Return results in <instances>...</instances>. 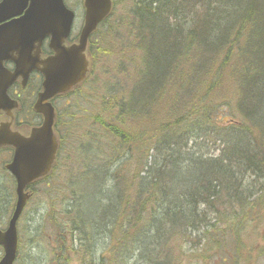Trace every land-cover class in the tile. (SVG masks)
<instances>
[{"label":"trees","instance_id":"obj_1","mask_svg":"<svg viewBox=\"0 0 264 264\" xmlns=\"http://www.w3.org/2000/svg\"><path fill=\"white\" fill-rule=\"evenodd\" d=\"M179 1L132 0L136 15L129 23L151 45L148 65L165 73L145 75L144 88H133L140 94L114 105L138 120L146 101L148 138L165 157L144 160L131 173L125 172L128 163H120L118 174L105 175L93 196L103 219L95 218L93 229L85 217L75 222L88 239L112 237V252L123 244L129 258L138 252L135 264H182L174 247L221 241L231 227L263 220L264 0H203L193 27L184 24L180 10L187 5ZM188 55L194 71L179 72ZM234 57L242 63L238 71L229 67L220 74ZM168 86L174 92L167 107L153 116ZM122 132L141 141L139 131ZM194 132L202 133L191 141Z\"/></svg>","mask_w":264,"mask_h":264},{"label":"rangeland","instance_id":"obj_2","mask_svg":"<svg viewBox=\"0 0 264 264\" xmlns=\"http://www.w3.org/2000/svg\"><path fill=\"white\" fill-rule=\"evenodd\" d=\"M65 1L77 14L74 23V33H78L82 27L81 24L84 15L82 0ZM114 1L116 2L115 14L105 23V28L101 30L102 33H97L93 39L97 46L105 49L110 48V50L106 54L103 49L98 48L94 57V72L91 79L82 89L75 91L73 95L57 100L56 102L63 115L61 117V124L63 125L61 130L63 148L59 154V165L56 168L55 175L46 182V185L43 186L41 184L38 186V192L31 202H29L20 219L18 225L19 261L16 264H58L57 256H60L62 252L68 255L64 256L65 260L60 259L59 264H84L81 258L71 252V248L67 247L61 250L57 247L56 224L59 220L66 227L65 230L69 234L71 232V227L63 223L65 222L63 219L65 215L63 211L72 206L75 213L80 209L81 202L84 204L82 197L80 202L79 196L71 191V189L73 190L75 188L71 183L74 182L76 184L77 194L83 192L87 196L83 212L86 214L87 220L92 222L97 218L95 221L99 222V219H103L105 214L97 211V206L93 201V196L96 193V186L99 181L98 175H87L84 173H96L103 177L106 174H109V177L112 174H117L118 172L114 169L110 172L108 166L114 164L115 156L113 151L116 152L122 146L119 145L118 140L114 137L111 127H118L120 130L122 129L123 131L132 133L142 124L141 121H138L127 127L124 124L119 125L114 123L108 129L96 123L95 119V116H98L100 112L106 113L105 109L108 103L107 100L110 98V93L119 94L121 91L119 90L120 84L128 91L126 94L128 95L133 84L141 80V75L155 74V72H152L154 66L147 64L152 57V55L147 54V49L151 45L140 46L138 51L135 48L137 37L135 39V35L132 33L131 23H129L135 21L134 14L131 11L132 1ZM117 44H121L122 48H120L121 46H116ZM235 59H233L231 65L228 63L229 61L226 62L219 73L225 75L229 67H232V70L237 72L240 66L236 67L237 63ZM216 61L218 63L220 58H217ZM218 68L217 65L213 69L217 71ZM136 71L139 74L138 76L135 75ZM225 85L226 93L232 86V82L226 83ZM173 92V89H167L165 91L159 107H162L167 101V95ZM87 114H92L93 117L88 118L85 122L84 119ZM201 133L194 132L190 134L191 141H193L194 136L197 138L198 134ZM86 141V146H83V143ZM135 144L133 143L132 156L127 159V162H129L125 170L127 173L134 172V170L139 168L140 162L137 159L140 157L149 156L145 159L144 163L150 161L151 157L153 159L156 157V160L160 159V161L165 157L159 154L161 146L156 142H154L155 147L153 152L149 151V145L145 142H137ZM261 194L264 195V190ZM14 203L15 193L13 181L7 175L6 181L3 184V191L0 192V225L6 226ZM70 203L72 204L68 207ZM231 229L226 233L225 240H227V243L212 255H210L209 250L211 247L216 246L213 241L208 245H203L198 248L194 245H186L180 252L173 248L172 253L176 257H179L181 252H185L190 256L192 254L206 257L209 255L210 257L215 256L212 260H205L204 263L193 262L192 264H219L220 262L218 261L226 256L230 262L229 264H232L233 258L229 251H234L237 233L235 227H231ZM104 244V240L99 244L98 253L106 247ZM130 254L125 253L123 250L118 253L117 258H121L124 264H135L136 258H129ZM112 255L114 254H109L105 257L111 259L110 264H116L114 261L115 257ZM1 256L2 251L0 250V258ZM84 258L93 259L88 254H85ZM183 264H186V261Z\"/></svg>","mask_w":264,"mask_h":264},{"label":"water","instance_id":"obj_3","mask_svg":"<svg viewBox=\"0 0 264 264\" xmlns=\"http://www.w3.org/2000/svg\"><path fill=\"white\" fill-rule=\"evenodd\" d=\"M8 1L7 4H5L7 0L0 4H5L4 8H0V12L8 9L10 0ZM16 1L22 10L28 0ZM32 4L31 15L26 22L30 23L31 19L32 38L36 40L37 37L41 39L46 35L51 36L53 38L51 46L56 49V54L51 61L44 62V67L39 68L45 73L46 79L36 110L44 115V125L39 132H35V139L19 138L13 142L17 154L16 162L11 169L18 179V203L9 229L6 232L0 231V244L5 248V255L0 264H13L16 257V222L28 199V194L24 192L25 186L35 178L48 173L55 161L59 142L53 126L56 118L55 109L49 99L74 88L86 77L90 70V62L86 58L89 37L96 30L98 23L111 14L113 8L111 0H84L86 16L80 41L67 46L65 41L75 16L73 11L66 7L63 0H33ZM32 56H35L33 57L35 60L36 53ZM33 68H38L36 63L31 69ZM25 158H30V165L25 164Z\"/></svg>","mask_w":264,"mask_h":264},{"label":"flooded vegetation","instance_id":"obj_4","mask_svg":"<svg viewBox=\"0 0 264 264\" xmlns=\"http://www.w3.org/2000/svg\"><path fill=\"white\" fill-rule=\"evenodd\" d=\"M9 68H13V64L7 63ZM41 89V79L38 74H33L23 86L20 79H18L8 89L9 96L17 102V105L13 107H7L4 110H0V125L2 123H9L10 128L13 131H21V133L28 134L29 128L34 124H41L42 118L39 114L33 113V98L37 97L39 90ZM28 132V133H26ZM14 149L10 146H4L0 148V192L3 191V184L6 181L7 175L13 179L12 175L6 169L7 164L13 158ZM37 184L33 186L34 196L38 192Z\"/></svg>","mask_w":264,"mask_h":264}]
</instances>
